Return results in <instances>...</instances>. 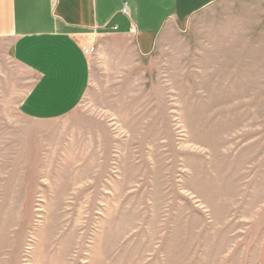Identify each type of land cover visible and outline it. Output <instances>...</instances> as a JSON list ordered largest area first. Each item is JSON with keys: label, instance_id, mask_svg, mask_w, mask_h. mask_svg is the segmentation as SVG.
Instances as JSON below:
<instances>
[{"label": "rangeland", "instance_id": "obj_1", "mask_svg": "<svg viewBox=\"0 0 264 264\" xmlns=\"http://www.w3.org/2000/svg\"><path fill=\"white\" fill-rule=\"evenodd\" d=\"M223 16L88 37L52 122L0 42V264H264V27Z\"/></svg>", "mask_w": 264, "mask_h": 264}, {"label": "crops", "instance_id": "obj_2", "mask_svg": "<svg viewBox=\"0 0 264 264\" xmlns=\"http://www.w3.org/2000/svg\"><path fill=\"white\" fill-rule=\"evenodd\" d=\"M217 7L230 28L264 27V0H0V42L32 78L22 115L52 122L78 108L92 78L88 37L134 34L148 43L170 22Z\"/></svg>", "mask_w": 264, "mask_h": 264}, {"label": "built area", "instance_id": "obj_3", "mask_svg": "<svg viewBox=\"0 0 264 264\" xmlns=\"http://www.w3.org/2000/svg\"><path fill=\"white\" fill-rule=\"evenodd\" d=\"M115 29H117V28H115Z\"/></svg>", "mask_w": 264, "mask_h": 264}]
</instances>
